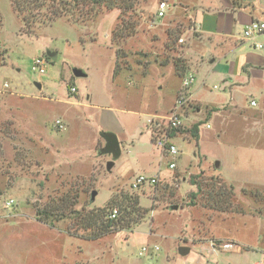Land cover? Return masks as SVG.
Masks as SVG:
<instances>
[{
    "label": "rangeland",
    "instance_id": "obj_1",
    "mask_svg": "<svg viewBox=\"0 0 264 264\" xmlns=\"http://www.w3.org/2000/svg\"><path fill=\"white\" fill-rule=\"evenodd\" d=\"M188 1L200 10L205 0ZM162 2L169 8L159 18ZM137 7L131 18L136 34L117 58L111 37L119 11L100 10L87 27L62 17L29 33L12 0H0V264H264V86L225 82L233 57L189 31L194 24L179 0H141ZM178 28L181 39L171 42L169 34ZM37 58L46 61L44 75L32 69ZM175 61L186 65L183 77ZM76 70L86 76L77 77ZM191 75L192 102L182 129L200 123L199 140L178 133L170 142L180 154L171 157L154 142L153 122L170 113ZM5 83L10 87L2 90ZM108 115L118 131L107 130ZM105 132L121 144L111 171L113 156L100 154ZM199 174L234 186L232 212L188 206L196 191L190 180ZM139 175L159 183L134 190ZM127 192L148 211L132 230L88 240L93 232L78 228L76 220L54 226L37 220V211L54 199L91 211ZM9 199L14 206L4 208ZM68 227L81 238L70 236ZM227 241L241 251H207L212 242ZM182 247L190 253L182 256Z\"/></svg>",
    "mask_w": 264,
    "mask_h": 264
},
{
    "label": "trees",
    "instance_id": "obj_2",
    "mask_svg": "<svg viewBox=\"0 0 264 264\" xmlns=\"http://www.w3.org/2000/svg\"><path fill=\"white\" fill-rule=\"evenodd\" d=\"M141 0H12L14 10L19 14L22 22L30 29L32 33L34 28L53 23L59 18H66L69 21L85 26L93 24L101 13L100 10L119 11V22L112 32L111 41L117 46L116 56L121 58L123 51L121 46L130 37L136 34L137 23L131 22V18L138 13V4ZM2 18L0 15V28ZM35 26V27H34ZM183 31L181 28L170 32V41L173 36L180 40ZM178 41V40H177ZM174 41V43H177ZM169 46V45H168ZM119 64L116 66V75L118 74ZM176 74L183 77L186 73V65L179 61L174 62ZM181 94L178 98H180ZM191 104V103H189ZM184 107V113L189 111V106ZM200 123L194 124L191 129H173L169 133L170 139L177 136L178 133L190 132L193 137L199 140ZM157 136L154 137V142ZM191 185L196 187V191L189 194L190 200L188 206H201L206 210H212L218 213H228L233 210L234 186L225 187L214 177L204 179L202 174L194 175ZM132 188V187H131ZM133 189V188H132ZM135 190V189H134ZM246 192V190H244ZM73 203L71 199L52 200L44 210H38L37 220L50 226L67 219L76 220L78 228L83 231H92L93 234L88 240H97L98 238L122 230H132L138 225L148 211L142 212L140 209V197L133 193H122L114 196L105 208L91 211H78L68 207ZM66 204V206H64ZM113 210H118L116 219L110 217ZM74 228V227H73ZM72 227H68L67 232L72 237H79Z\"/></svg>",
    "mask_w": 264,
    "mask_h": 264
},
{
    "label": "crops",
    "instance_id": "obj_3",
    "mask_svg": "<svg viewBox=\"0 0 264 264\" xmlns=\"http://www.w3.org/2000/svg\"><path fill=\"white\" fill-rule=\"evenodd\" d=\"M188 2L179 0V7L188 8L185 15L194 24L189 31L199 33L211 44H219L224 56L233 57L232 66L235 68L225 82L230 86L251 84L263 88L264 48L258 49L256 45L261 43L264 46V34L248 40L243 37V32L253 21L264 22V0H205L201 2L200 10L191 8L193 4ZM243 75H247L246 78ZM110 123H114L112 115L107 117V130L118 131Z\"/></svg>",
    "mask_w": 264,
    "mask_h": 264
},
{
    "label": "built area",
    "instance_id": "obj_4",
    "mask_svg": "<svg viewBox=\"0 0 264 264\" xmlns=\"http://www.w3.org/2000/svg\"><path fill=\"white\" fill-rule=\"evenodd\" d=\"M168 8H169V5L166 2L160 3L158 17L159 18L165 17ZM262 34H264V22L253 21L245 27L244 32H243V37L245 39L251 40V39L257 38L258 36ZM181 42H183V40H181ZM256 47L258 49L264 48L263 44L261 43H258ZM0 48H1V44H0ZM32 69L34 73H38L39 75H44L46 73V61L42 58L35 59L33 61ZM194 82H195V77L192 75L190 77L184 78L183 86L185 89V93L181 94L180 98H178L175 106L173 107V109H171L168 115L160 116V117L158 116L155 118V121L153 122V125L155 126V130L158 131V138H157L156 145L164 152V154H167L171 157L179 156L180 152L178 148L170 142L171 139L169 137V133L173 129H179L183 127L184 123L182 120V115L184 113V107L188 105L189 102H192L191 101L192 94L190 92V88ZM9 87H10L9 84L5 83L3 85L2 90H6ZM214 88L217 90L219 89L218 86H215ZM72 91L75 92V89H72ZM250 105L252 108H255L257 107L258 104L256 100L253 99L250 101ZM56 125L61 130H65V126L62 121L60 120L56 121ZM169 167L171 169H175L176 164L171 163ZM158 183H159V178H147L144 175H139L138 177H136L135 181L132 183V188L135 190H138L141 187H144L145 185L155 186ZM14 202L15 201L12 199L6 200L3 203V207L11 208L12 206H14ZM117 216H118V210H113L111 212L110 217L112 219H116ZM219 247L224 252H240L242 249L239 245L231 241L230 242L227 241L225 243L223 242L219 245L215 242H212L211 248L208 252L210 254L215 253L217 252V250H219L218 249ZM156 250H158V248H156ZM147 251H148L147 248L143 249V253Z\"/></svg>",
    "mask_w": 264,
    "mask_h": 264
},
{
    "label": "water",
    "instance_id": "obj_5",
    "mask_svg": "<svg viewBox=\"0 0 264 264\" xmlns=\"http://www.w3.org/2000/svg\"><path fill=\"white\" fill-rule=\"evenodd\" d=\"M49 57L55 59L56 55L49 53ZM75 75L77 77L86 76L82 71H78V70L75 71ZM37 86L40 89L42 88L41 84H39V83H37ZM101 137L105 140L106 145L104 148L101 149L100 154L113 156V160L110 161L107 165L108 171H111L115 165V161L117 159H119L121 156V144H120V141H119L118 137L116 136V134H114L112 132L102 133ZM216 167H217V169H220V163L219 162L216 163ZM97 195H98L97 191L92 192V196H91V202L92 203H94L96 201ZM175 209H178V207H175ZM179 252L182 256H186L190 253V249L187 247H182V248H180Z\"/></svg>",
    "mask_w": 264,
    "mask_h": 264
}]
</instances>
